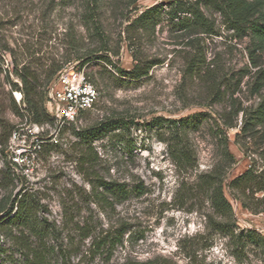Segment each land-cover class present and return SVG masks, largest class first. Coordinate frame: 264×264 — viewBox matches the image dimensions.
Instances as JSON below:
<instances>
[{
	"label": "rangeland",
	"instance_id": "374dc122",
	"mask_svg": "<svg viewBox=\"0 0 264 264\" xmlns=\"http://www.w3.org/2000/svg\"><path fill=\"white\" fill-rule=\"evenodd\" d=\"M121 1H108L102 34L96 35L83 21L82 0H0V134L31 121L11 104L17 89L7 83V72L22 88L12 74L15 68L42 72L64 67L103 47L125 70L134 67L135 57L160 63L149 77L125 84L116 80L111 66L98 61L85 65L99 91L96 106L44 145L23 180H12L13 173L23 175L10 170L7 148L0 146V221L20 193L34 195L46 232L44 240L27 238L34 247L49 248L48 264H264V250L252 242L245 250L236 249V240L208 229L207 216L214 212L201 184V176L208 174L223 178L236 237L244 232L246 239L253 231L264 238V218L245 210L229 189L231 181L254 164L258 174L264 171V143L258 137L236 141L243 113L236 118L237 128L223 124L234 119L237 110L254 111L262 103L264 79L258 74L264 71V50L251 54L252 38L235 37L218 14L208 11L217 35H195L194 45L167 22L154 36L131 42ZM170 1L140 0L136 7L141 13ZM258 10L264 23V7ZM135 15L137 10L129 16ZM201 53L207 60L201 73L186 75L189 60ZM41 81L45 108L53 81L46 84L43 76ZM199 114L204 117L195 118ZM108 120L117 125L107 136L93 141L89 150L79 144L75 132ZM39 126L45 135L56 131L55 122ZM171 132L186 135L196 155L193 167L173 161ZM228 153L234 158L231 167ZM91 173L125 185L128 195L102 201L89 180ZM9 231L0 230V264H22V241L15 238L20 233L14 229L11 236ZM115 235L121 242L110 247ZM106 237L109 242L99 244Z\"/></svg>",
	"mask_w": 264,
	"mask_h": 264
},
{
	"label": "trees",
	"instance_id": "16d2710c",
	"mask_svg": "<svg viewBox=\"0 0 264 264\" xmlns=\"http://www.w3.org/2000/svg\"><path fill=\"white\" fill-rule=\"evenodd\" d=\"M108 1L110 0H82L85 8L83 21L87 27H91L96 35L102 34V16L106 6L109 5ZM139 1L123 0L121 1L122 6L119 7L122 16L128 22L126 33L131 42L134 39H141L143 36H154L157 28L163 22H167L173 31L181 33L188 38L201 34L217 35L216 23L207 15L208 11L218 14L221 18L222 26L228 32H232L235 37L243 39L250 36L253 40L252 44L255 47L251 50V54L264 50V23L261 22V15H259L258 10L264 7V0H253V2L250 0H173L168 3L154 5L141 13L136 7ZM133 10H137V15L132 18L129 15L133 13ZM188 43L194 45L195 38L190 39ZM110 55L111 50L103 47L96 53H92L82 59V61H79V67L84 68L85 65L93 61L104 63L115 70L117 73L116 80L120 84H125L149 77L152 68L160 64L159 61H148L135 57L136 64L134 67L131 70H125L118 67L112 61ZM206 64L207 60L202 53L194 56L188 62L186 75L193 76L200 74ZM254 64L255 67L258 66L257 63ZM61 68L50 67L44 69L42 72L32 71L28 67H24L21 70L15 68L12 74L20 80L22 84L21 89L17 83L12 81L10 73L7 72V83L15 89L22 90L24 94V112H22L14 99L11 100V104L18 115H27L31 122L37 125L54 122L44 108L45 85H43L41 78L43 76L45 83L49 84L55 79ZM258 77L259 79H264V71H260ZM89 80L91 81L90 78ZM241 113H243L242 126L240 127V132L236 135V141L240 143L246 140H255L258 137L259 141H263L264 143V99L254 111L237 110L234 119L224 121V127L226 129L237 128L236 118ZM201 117H204V115L199 114L195 116V118ZM159 121L162 122L160 119ZM116 125V123L108 120L102 122L98 127L75 132V135L80 140L79 144L86 145L87 150H89L93 141L107 136ZM13 130L6 128L4 133L0 134V146H6L7 148ZM171 133L174 140V145L171 147L173 161L177 166L193 167L196 164V155L194 156V151L186 135L183 132ZM228 156H230L231 167L234 164V158L229 153ZM90 176L89 180L93 185L94 191L97 190L96 194L102 201H107V196L121 200L128 195L125 185L107 182L104 178L92 173ZM23 178L24 176L21 177L16 173L12 174L13 181H20ZM223 182V178H219L216 174L201 176L202 188L209 194V200L214 212L213 215L207 216L208 229L230 236L231 239L236 240V249L245 250L246 244L252 242L264 250V238L256 235L253 231H248L246 239L244 238V232H241L236 237L234 210L231 202L226 198ZM229 189L230 196L239 201L245 210L255 215L264 213V196L262 198L256 197L258 194H264V171L258 174L256 164L233 179L229 184ZM99 190H102V192H99ZM11 205L12 207L8 209L5 217L0 221V230L3 233L10 230L9 234L11 236H14V229H17L20 233V237L15 238L22 241L21 244L24 249L21 253L24 258L22 264H48L49 248H46L42 244L34 247L27 238L35 236L44 240V232H46L41 228L42 222H39L37 215L38 208L34 195L20 193L19 197L13 200ZM27 232L29 235H27ZM119 236L122 237L123 233L121 232ZM107 240L108 237L100 241L99 244L105 245ZM110 240V242L108 241L109 243L107 242L110 244V247L121 242L120 237L116 235ZM59 250L61 251L62 249L60 248ZM9 264L17 263L10 262Z\"/></svg>",
	"mask_w": 264,
	"mask_h": 264
},
{
	"label": "built area",
	"instance_id": "2783aa9c",
	"mask_svg": "<svg viewBox=\"0 0 264 264\" xmlns=\"http://www.w3.org/2000/svg\"><path fill=\"white\" fill-rule=\"evenodd\" d=\"M13 96L24 112L22 90H15ZM98 100L99 91L89 80L85 68L79 67V62L62 67L49 87L45 102L46 112L56 123L55 133L45 135L43 127L31 121L17 126L6 149L11 167L28 177L44 145L54 142L64 128L76 125L83 115L94 109ZM261 216L264 218V213Z\"/></svg>",
	"mask_w": 264,
	"mask_h": 264
}]
</instances>
